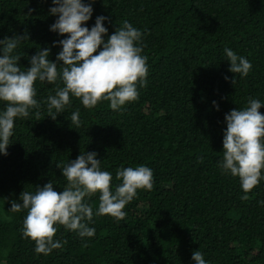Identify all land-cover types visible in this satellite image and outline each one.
<instances>
[{"label":"trees","instance_id":"trees-1","mask_svg":"<svg viewBox=\"0 0 264 264\" xmlns=\"http://www.w3.org/2000/svg\"><path fill=\"white\" fill-rule=\"evenodd\" d=\"M82 2L93 8L82 26L91 29L98 16L107 17L105 41L125 20L140 31L147 86L138 84L139 98L116 111L109 101L88 109L70 96L52 119L46 100L62 82H35L41 106L15 119L8 154L0 153V264H195L194 251L207 264H264V169L242 200L239 177L220 167L225 114L243 110L250 98L261 102L264 114V0ZM54 6L52 0H0V40L28 37L13 52L21 70L45 48L56 62L58 41L67 34L51 30L58 19L50 13ZM225 48L249 60L247 76L229 71ZM5 108L0 101V112ZM77 110L79 128L71 124ZM88 152L112 174L113 192L122 182L117 170L141 165L152 170L153 188L138 189L119 222L96 215L100 193L85 197L95 235L81 238L57 224L54 240L62 248L37 254L22 233L27 210L11 211L12 202L22 203L23 191L35 194L50 181L62 192V167Z\"/></svg>","mask_w":264,"mask_h":264},{"label":"clouds","instance_id":"clouds-1","mask_svg":"<svg viewBox=\"0 0 264 264\" xmlns=\"http://www.w3.org/2000/svg\"><path fill=\"white\" fill-rule=\"evenodd\" d=\"M56 5L50 13L58 14L51 30L67 38L58 41L62 50L56 62L49 59L50 50L45 48L33 55L31 66L21 70L19 55H13L18 44L27 40V35L0 40L3 45L0 55V101L6 108L0 112V153L7 155L10 137L13 136L16 118H27L30 110L39 109L35 99L37 80L54 84L59 79L62 87L49 95L46 100L48 115L52 119L64 112L71 103L70 96L81 100L85 108L92 109L101 101H109L110 109L120 110L128 102L139 98L137 85L147 86V57L142 56V47L137 46L141 33L127 20L105 41L108 29L98 16L95 25L89 29L82 26L93 12L91 3L82 0H52ZM103 45L98 54L97 49ZM230 61L229 71L247 76L252 68L244 57H238L230 48L224 49ZM62 61V64L57 62ZM58 65L60 69L58 71ZM235 78L232 83L235 84ZM227 80L228 77L226 76ZM215 103V102H214ZM257 99H249L243 110L233 109L225 114L226 130L223 137V160L220 167L232 176L239 177L245 193L242 200L249 199L248 193L259 184L264 169V114ZM55 109V112H53ZM39 116V112L35 113ZM71 124L81 126L80 113L71 114ZM95 152L81 153L75 160L62 167L67 184L62 192L53 188V182L38 187L35 194L21 193L22 203L12 202L10 210H27L23 220V237L35 242L37 254H50L61 249L60 241L54 240L55 225L77 231L81 238L93 237L95 228L88 223L93 220L92 207L84 202L85 197L99 195L97 216L109 215L117 222L125 218V206L133 200L138 189L151 191L153 172L146 166L126 167L116 172V179L122 181L113 192L112 174L101 170V161ZM202 159V158H201ZM90 165V166H89ZM57 167H61L57 164ZM195 264H207L200 251H194Z\"/></svg>","mask_w":264,"mask_h":264}]
</instances>
